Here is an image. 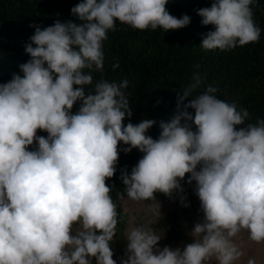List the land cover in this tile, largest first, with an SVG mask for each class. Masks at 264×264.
<instances>
[{"label":"clouds","instance_id":"9594fccd","mask_svg":"<svg viewBox=\"0 0 264 264\" xmlns=\"http://www.w3.org/2000/svg\"><path fill=\"white\" fill-rule=\"evenodd\" d=\"M167 3L81 0L71 9L78 22L30 25V60L18 66L23 75L0 84V264H116L109 245L117 205L105 181L116 172L121 142L128 146L124 153H143L119 177L130 199L182 192L180 181L190 174L187 183L195 181L203 220L183 250L160 249L162 235L131 228L120 264H205L212 257L233 264L241 253L231 238L241 229L264 242V119L243 126L248 111L218 99L213 87L193 97L201 83L196 74L177 93L176 114L159 123L153 139L146 133L154 120L123 123L133 114L122 91L127 80H99L86 91L92 72L103 69L102 42L117 22L164 32L189 25L190 17L170 15ZM252 4L214 0L198 9L201 24L214 26L200 47L226 51L258 41ZM38 130L47 137L37 136ZM181 203L189 206L184 197Z\"/></svg>","mask_w":264,"mask_h":264},{"label":"trees","instance_id":"16d2710c","mask_svg":"<svg viewBox=\"0 0 264 264\" xmlns=\"http://www.w3.org/2000/svg\"><path fill=\"white\" fill-rule=\"evenodd\" d=\"M81 0H0V84L11 80L12 75H23L19 65L30 60L25 45L30 42L37 25L42 28L61 22H78L71 9ZM214 0H168L166 10L170 15L180 18L190 17L188 26L164 32L163 29H134L129 25L116 23L109 30L107 39L102 42L104 53L103 69L93 71L92 84L86 91L92 90L99 80L121 83L128 81L122 89L129 100L132 116L123 123L138 124L143 119H152L156 123L146 135L157 139L161 121H169L177 110V93L182 92L198 74L201 83L192 96L202 93L207 87L216 89L218 99L235 103L237 110L246 109L249 113L245 125L255 124L264 119V0H253L250 6L255 24L261 29L258 41L243 47L221 51L205 50L200 47L201 38L214 26H203L197 10L210 7ZM119 64L114 68L113 65ZM87 71V70H85ZM186 99L183 103L187 104ZM183 107V105H181ZM79 103L73 105L72 113L78 111ZM194 115V110L189 109ZM242 126H237V128ZM195 130V129H194ZM47 133L38 130L37 136L47 137ZM36 144L29 146L34 150ZM128 147L118 144V161L113 177L106 179L110 187V196L117 205V225L115 235L110 242L113 259L120 264L125 256V229L127 215L123 202L129 198L119 179L122 170L128 173L142 158L137 149L124 153ZM199 170V166L197 168ZM190 174L180 181L182 192L174 191L171 196L157 192V202L181 201L186 198L193 206H200L195 194V181L187 183ZM130 199V198H129ZM201 207V206H200ZM163 247L175 249L185 238V228L179 220L178 212L169 210L163 219ZM95 263V262H94Z\"/></svg>","mask_w":264,"mask_h":264},{"label":"rangeland","instance_id":"374dc122","mask_svg":"<svg viewBox=\"0 0 264 264\" xmlns=\"http://www.w3.org/2000/svg\"><path fill=\"white\" fill-rule=\"evenodd\" d=\"M188 207H184L181 201H165L157 202L154 200H133L125 199L123 202V210L127 215V226L125 235L131 228L143 227L151 230L158 235H162V238L158 242L157 247L163 249V224L164 217L169 210H176L178 212L179 220L185 228V238L178 243L177 248L183 250V248L193 242V238L189 235L193 226L202 222L203 212L200 206H193L189 201ZM160 206V212H159ZM77 226H73L75 232ZM231 242L237 250L241 253L240 257L233 262V264H248L249 260H253L254 264H264V242H255L249 238V232L246 229H241L234 237L231 238ZM126 253L127 241L123 243ZM111 248V244L109 245ZM93 264L94 261H93ZM205 264H218L215 257L205 261Z\"/></svg>","mask_w":264,"mask_h":264}]
</instances>
